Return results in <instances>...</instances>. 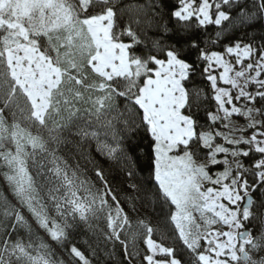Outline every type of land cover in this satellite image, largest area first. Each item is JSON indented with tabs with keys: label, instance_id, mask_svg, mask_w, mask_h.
Listing matches in <instances>:
<instances>
[{
	"label": "snow or ice",
	"instance_id": "snow-or-ice-1",
	"mask_svg": "<svg viewBox=\"0 0 264 264\" xmlns=\"http://www.w3.org/2000/svg\"><path fill=\"white\" fill-rule=\"evenodd\" d=\"M0 168V264H264V0H0Z\"/></svg>",
	"mask_w": 264,
	"mask_h": 264
},
{
	"label": "trees",
	"instance_id": "trees-1",
	"mask_svg": "<svg viewBox=\"0 0 264 264\" xmlns=\"http://www.w3.org/2000/svg\"><path fill=\"white\" fill-rule=\"evenodd\" d=\"M177 2H178V0H177ZM209 32H212L211 28L209 29ZM125 42H127V40ZM257 107H259V104H257ZM203 117H204V114L201 113V122H203ZM249 130H251V129H249ZM245 162L246 163H250V161H248V160H246ZM105 166L107 167V165H105ZM4 170L5 169L0 168V190L4 191L6 194H8V189H7V186L5 185V181H4L3 175H2V172ZM249 178L251 179V177H249ZM123 206H124L125 210L129 212V214L132 217L133 221H135V214L131 213V210H130L129 206L127 204H124ZM152 223H153L154 226H157V221L155 219H153ZM158 227L161 229V232L164 234V238L163 239L161 238V234L160 233H157L154 238L158 242H162L165 246L173 247L174 250H177V249L180 250L179 254H180L181 259H183L185 261L190 260V253L186 249V246L183 245V242L179 240L178 234L175 233V231H174V226L173 225L159 224ZM99 228L106 230V225L101 223L99 225ZM136 244H137V247L139 249H142V248L145 247L144 244H143V239L142 238H138L137 241H136ZM52 247L55 249L56 245L52 244ZM81 248H82V250L85 251V254L88 255L86 246L81 244ZM107 249L109 251L113 250L112 245L110 243L107 245ZM57 252L60 253V250H57ZM101 256H103V253H101ZM123 259H124L123 248H122V246L117 245L116 249H115V252H114V256L111 259L107 260V264H120V262ZM135 264H140V259L139 258H137V260L135 261Z\"/></svg>",
	"mask_w": 264,
	"mask_h": 264
},
{
	"label": "rangeland",
	"instance_id": "rangeland-1",
	"mask_svg": "<svg viewBox=\"0 0 264 264\" xmlns=\"http://www.w3.org/2000/svg\"><path fill=\"white\" fill-rule=\"evenodd\" d=\"M233 119H235L237 121V123L241 124V125L246 123V121L244 120L243 117H234ZM257 119H260V117H257ZM252 131H253L252 129L247 131L246 135H251ZM221 170H222V166H221ZM5 185L7 186L6 182H5ZM34 228H35V225H34ZM36 233H37L38 236L43 237L47 242L52 244L51 241L49 240V238L46 236V234L42 230L36 228ZM56 254L59 255L60 253L57 252ZM157 259H164V257L158 256Z\"/></svg>",
	"mask_w": 264,
	"mask_h": 264
}]
</instances>
